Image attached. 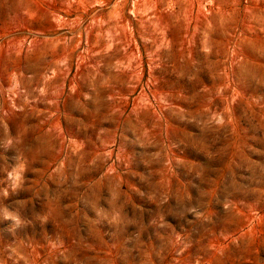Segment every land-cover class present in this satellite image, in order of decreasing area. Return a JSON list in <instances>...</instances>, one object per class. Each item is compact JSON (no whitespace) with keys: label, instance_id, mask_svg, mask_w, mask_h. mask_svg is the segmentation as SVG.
I'll return each mask as SVG.
<instances>
[{"label":"rangeland","instance_id":"obj_1","mask_svg":"<svg viewBox=\"0 0 264 264\" xmlns=\"http://www.w3.org/2000/svg\"><path fill=\"white\" fill-rule=\"evenodd\" d=\"M0 264H264V0H0Z\"/></svg>","mask_w":264,"mask_h":264}]
</instances>
